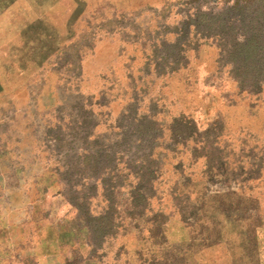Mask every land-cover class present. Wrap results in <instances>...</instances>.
<instances>
[{
    "label": "rangeland",
    "instance_id": "obj_1",
    "mask_svg": "<svg viewBox=\"0 0 264 264\" xmlns=\"http://www.w3.org/2000/svg\"><path fill=\"white\" fill-rule=\"evenodd\" d=\"M197 3L0 0V264H159L168 250L264 264V93H240L209 40L186 44L181 69L157 68ZM101 147L114 160L90 190L85 149ZM138 188L154 193L144 218L131 215ZM85 189L94 215L115 218L101 243L68 199ZM153 218L162 246L142 230Z\"/></svg>",
    "mask_w": 264,
    "mask_h": 264
},
{
    "label": "trees",
    "instance_id": "obj_2",
    "mask_svg": "<svg viewBox=\"0 0 264 264\" xmlns=\"http://www.w3.org/2000/svg\"><path fill=\"white\" fill-rule=\"evenodd\" d=\"M198 1L196 7H194V13L187 17L182 25L180 34L176 43L164 45V51H161V58L164 63L158 64L157 68L165 72V69L170 71H177L184 65L180 62L184 56L183 48L186 44L192 45V43H198L202 39L212 41L213 44L219 50V65L221 68L227 67L230 79L236 83L240 93H244L250 96H259L264 93V0H196ZM213 1V2H212ZM211 3V4H210ZM185 18V17H184ZM141 133L146 132V138L152 137L148 131H155V124L147 129H144V125H140ZM82 133V132H81ZM90 137L86 136L85 139ZM150 140V139H149ZM149 140L143 139L141 143H148ZM64 147L67 150V155L73 152V148ZM140 149V146L136 147ZM101 149V150H100ZM131 150V148L129 149ZM92 152V153H91ZM85 153L89 155V160L92 163L87 173V179L92 181V185L89 189L97 188V184L100 175V167L104 169L105 164H112L113 160L110 153H106L105 150L98 148L96 151H88L85 149ZM153 151H150L149 157H152ZM131 165V164H130ZM67 166V183L71 188H78L79 185H74L73 179L82 176L77 168V164L72 160L66 163ZM150 173V168L147 169ZM84 172V171H82ZM148 173L143 176H138L139 187L147 185L151 187L152 174L148 176ZM103 181V180H102ZM147 183V184H146ZM105 184V183H104ZM135 185V186H136ZM106 191L110 190L109 185ZM152 188V187H151ZM111 189L114 190V187ZM133 197L131 198L132 211L131 215H137L135 210L139 208V218H144L146 213L151 212L150 202L154 200V193L151 189L147 192L135 190ZM77 194L75 197H71ZM112 194V193H111ZM71 201H82L83 203L76 207L77 217L76 219L82 222L89 229L90 238L94 241L101 243L113 234V229L116 228L115 218L113 215L102 214L96 216L92 213L91 209L85 203L91 200L90 195L86 192V189L82 193H76L70 190ZM107 201L112 204V197L109 192L106 194ZM149 224V228L143 227L142 230L150 233L151 244L155 246H162V221H158L157 218ZM137 224V223H136ZM148 226V225H147ZM141 230V231H142ZM140 232V231H139ZM250 243L252 240H249ZM175 250H168L164 252V255L160 257L159 264H182V258H179ZM155 253H152L151 262L156 263ZM79 258V257H78ZM66 264H81L80 258Z\"/></svg>",
    "mask_w": 264,
    "mask_h": 264
}]
</instances>
